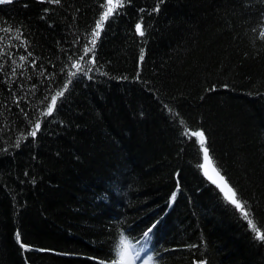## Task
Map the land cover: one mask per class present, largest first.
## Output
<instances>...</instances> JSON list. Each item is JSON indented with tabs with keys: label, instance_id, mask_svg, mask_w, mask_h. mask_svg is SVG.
Returning a JSON list of instances; mask_svg holds the SVG:
<instances>
[{
	"label": "trees",
	"instance_id": "16d2710c",
	"mask_svg": "<svg viewBox=\"0 0 264 264\" xmlns=\"http://www.w3.org/2000/svg\"><path fill=\"white\" fill-rule=\"evenodd\" d=\"M102 5H0V264H264L191 135L264 233V0H114L80 60Z\"/></svg>",
	"mask_w": 264,
	"mask_h": 264
},
{
	"label": "snow or ice",
	"instance_id": "6c2138e0",
	"mask_svg": "<svg viewBox=\"0 0 264 264\" xmlns=\"http://www.w3.org/2000/svg\"><path fill=\"white\" fill-rule=\"evenodd\" d=\"M13 2H14V0H0V5L11 4ZM41 2H44V0H41ZM47 2L53 3V4H59L61 2V0H47ZM113 4H114V0H107V5L106 6L102 5V7L106 8V10L103 13H101L99 16V19L96 20L95 28H93L92 32H91L92 38L89 41L91 47H88L87 45L84 47L83 55L79 57L80 60H83L84 57L87 56L90 52L94 53L96 40L100 35V30H102L103 23L114 12ZM115 4L116 5H122L123 0H115ZM154 10L158 11L159 7L157 6ZM45 11H48V10L45 9ZM141 11H143V10H141ZM135 30L139 35H141V36L144 35V32L142 31V24L141 23L135 24ZM31 55H32V53L28 52V56H31ZM19 59H20V61H25L27 59V57L21 55L19 57ZM139 59L141 61H143V59H144L143 50H141ZM87 63H90V64L95 63L94 54H93L91 60L87 61ZM13 64H16L15 60H13ZM34 65H35V62L33 61V66ZM18 67H23V64L18 65ZM72 67L79 68V66L76 64H73ZM91 70H92L91 68H87V69L79 68V71L82 72L84 75H87V73ZM12 73H13V75H15L16 68L12 69ZM74 75H76V73L71 74V76H74ZM71 76L69 77L68 83H66L64 85L63 90L58 91L55 95H53L51 97V103L46 106V111L44 113H42V115H51L52 114V112L54 110V106L56 105V102H57V97H62L64 95V91L67 90L69 84L71 83ZM89 78H91V77H89ZM224 87H227V85H225ZM211 90H215V88H213ZM181 123H183V122L181 121ZM40 127H41L40 122L39 121L35 122L34 123V129L32 131H30L29 135L34 138L37 135V132L40 130ZM185 135H187V133H185ZM191 135L198 138L199 144H200V150L203 153L204 163L199 164L198 167L203 169V174L205 175V177L212 184L216 185V187L219 189V192L223 195V198L229 204H231L235 210H237L241 213L242 218L247 221L248 226L255 233V238L258 240L264 241V233L261 232V228L258 227L257 224L254 223L253 219L251 218V209H250V206L247 204V202L242 201L239 198L236 190L229 184V182L226 180V178L220 174L219 170L213 169V171L215 172V176L209 174L208 167H209V164L211 163V158L209 155V149L206 146L207 138L205 136L204 131L203 130L195 131V132H192ZM19 143L20 142L18 140L17 146H19ZM173 199H175V193H173ZM149 231H151V229H149ZM144 235L148 236V232H145ZM16 239L18 242L20 241L19 233H17ZM21 247H24V245L21 244ZM121 249L122 250L119 253L120 264H123V261H124L125 257L127 256V249L124 247L123 238L121 240ZM149 259H151V257H149ZM200 264H206V262L201 261Z\"/></svg>",
	"mask_w": 264,
	"mask_h": 264
},
{
	"label": "rangeland",
	"instance_id": "374dc122",
	"mask_svg": "<svg viewBox=\"0 0 264 264\" xmlns=\"http://www.w3.org/2000/svg\"><path fill=\"white\" fill-rule=\"evenodd\" d=\"M124 247L127 249V256L125 257L123 264H150L149 259L146 258V256L144 255L145 254L144 251L132 250V248L129 245H125V244ZM117 264H120L119 255H118Z\"/></svg>",
	"mask_w": 264,
	"mask_h": 264
},
{
	"label": "water",
	"instance_id": "95a60500",
	"mask_svg": "<svg viewBox=\"0 0 264 264\" xmlns=\"http://www.w3.org/2000/svg\"><path fill=\"white\" fill-rule=\"evenodd\" d=\"M213 169H215L213 166H212V164L210 163L209 164V167H208V171H209V174L210 175H213V176H215V172L213 171ZM205 176V175H204ZM206 178V177H205ZM206 180L211 184V185H213L214 187H216V185H214V184H212L207 178H206ZM217 188V187H216ZM218 189V188H217ZM219 190V189H218Z\"/></svg>",
	"mask_w": 264,
	"mask_h": 264
}]
</instances>
